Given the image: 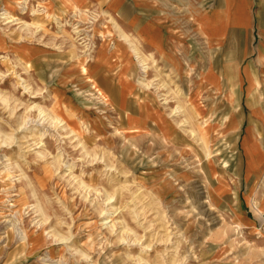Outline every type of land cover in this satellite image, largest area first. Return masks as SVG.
Listing matches in <instances>:
<instances>
[{"label": "rangeland", "instance_id": "374dc122", "mask_svg": "<svg viewBox=\"0 0 264 264\" xmlns=\"http://www.w3.org/2000/svg\"><path fill=\"white\" fill-rule=\"evenodd\" d=\"M23 1L0 0L18 17H0V264H264L259 233L236 222L237 136L201 130L189 79L149 58L131 104L171 125L132 130L88 79L115 37L106 16Z\"/></svg>", "mask_w": 264, "mask_h": 264}, {"label": "crops", "instance_id": "0c3cea01", "mask_svg": "<svg viewBox=\"0 0 264 264\" xmlns=\"http://www.w3.org/2000/svg\"><path fill=\"white\" fill-rule=\"evenodd\" d=\"M35 1L56 15L83 10L106 16L115 37L95 51L86 65L88 79L117 96V107L129 111L130 129H168L171 123H162L149 99L131 104L130 95L140 92L134 79L142 68L129 41L146 60L189 79V102L201 130L226 126L237 136L236 222L258 232L264 249V0H185L178 15L169 0Z\"/></svg>", "mask_w": 264, "mask_h": 264}, {"label": "bare ground", "instance_id": "6f19581e", "mask_svg": "<svg viewBox=\"0 0 264 264\" xmlns=\"http://www.w3.org/2000/svg\"><path fill=\"white\" fill-rule=\"evenodd\" d=\"M19 2L20 1H23V0H18ZM24 2V1H23ZM25 3V2H24ZM25 7V5L23 6V8ZM10 11V10H9ZM7 9H5L2 14H0L1 18H3V23H6V22H10V21H13L15 19H18V17H15L13 14H11ZM120 35H122L125 39H127V36L125 35V33H121ZM131 47H132V51L134 52L135 54V57L137 59V61L139 62L141 68H142V71L143 73L147 70V68L149 67V64L147 62V60L142 57V54L140 52V50L134 45L132 44L131 41H129ZM81 70L82 72L84 73L86 71V68L84 66L81 67ZM139 83L144 85L145 87H149V83L146 81V78L144 76L140 77L139 78ZM95 86V85H94ZM95 90L99 93H102V91L100 90V88L98 86H95ZM98 93V94H99ZM179 108V106H177V109ZM178 112V111H177ZM44 119V118H43ZM59 121V120H58ZM181 124V123H180ZM62 125V124H61ZM18 230V229H17ZM20 232V231H19Z\"/></svg>", "mask_w": 264, "mask_h": 264}, {"label": "built area", "instance_id": "2783aa9c", "mask_svg": "<svg viewBox=\"0 0 264 264\" xmlns=\"http://www.w3.org/2000/svg\"><path fill=\"white\" fill-rule=\"evenodd\" d=\"M260 218H261L262 222L264 223V210L260 211Z\"/></svg>", "mask_w": 264, "mask_h": 264}]
</instances>
